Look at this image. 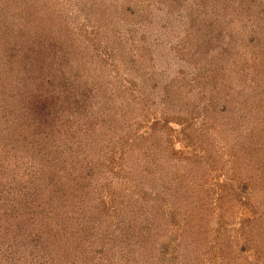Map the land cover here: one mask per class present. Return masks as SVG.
<instances>
[{
  "label": "rangeland",
  "instance_id": "1",
  "mask_svg": "<svg viewBox=\"0 0 264 264\" xmlns=\"http://www.w3.org/2000/svg\"><path fill=\"white\" fill-rule=\"evenodd\" d=\"M34 32L65 46L63 75L89 88L95 134L71 145L90 176L77 187L109 207L90 264H264V0H0L4 182L17 159L19 174L40 163L22 159L10 108L39 78L3 66L8 43Z\"/></svg>",
  "mask_w": 264,
  "mask_h": 264
},
{
  "label": "trees",
  "instance_id": "2",
  "mask_svg": "<svg viewBox=\"0 0 264 264\" xmlns=\"http://www.w3.org/2000/svg\"><path fill=\"white\" fill-rule=\"evenodd\" d=\"M36 34L33 33V41L20 46L17 41L8 43L3 55L7 58V64H3L7 71L15 69L20 62L17 69L25 79L34 78L36 81L39 78L38 90L26 89L23 94L20 93V107H15L16 102L10 108L14 114L17 109L22 117L17 124L18 134L13 137L23 148L21 151L25 155L22 159L32 157L40 163L38 167V163L32 162L30 171L19 174L17 171L22 160L17 159L18 164L12 170L16 171V177L12 174L10 181L5 182L0 177V249L9 264H90L91 256L88 254H93L92 245L97 236H101L102 244H97L94 252H104L106 242L99 233L106 228L105 216L109 207H106L100 192L94 193L87 185L86 188L77 187L80 179L87 182L90 176L83 170L75 146L71 145L77 132H95L96 122L90 120L85 110L88 108L86 92L89 88L87 85L79 86V81L63 75L65 67L73 64L67 58L57 56L59 50L64 52L63 56L67 55L65 46L55 41L48 42L43 36L38 39ZM30 70H36L38 76L26 75ZM70 73L77 76L73 68ZM75 88L77 92L73 93ZM7 92L8 99L12 96L10 89ZM81 114L87 120L81 121L78 118ZM85 166L88 168L87 164ZM44 171L48 174L44 175ZM14 178H17V186H13L10 195L6 192H10L9 186ZM95 196L97 199L101 197L98 199L101 208L94 204ZM84 198H87L88 204ZM127 231L131 234L135 232L132 227ZM141 233L145 231H140L136 240H132V247L144 243L147 236ZM131 237L128 238L131 240ZM126 247L130 244L127 243ZM261 250L257 246V253L260 254ZM79 257L84 261L80 262Z\"/></svg>",
  "mask_w": 264,
  "mask_h": 264
}]
</instances>
